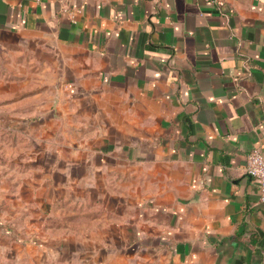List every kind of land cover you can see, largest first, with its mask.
Returning a JSON list of instances; mask_svg holds the SVG:
<instances>
[{"label":"crops","instance_id":"0c3cea01","mask_svg":"<svg viewBox=\"0 0 264 264\" xmlns=\"http://www.w3.org/2000/svg\"><path fill=\"white\" fill-rule=\"evenodd\" d=\"M222 1L0 0L34 264H264V0Z\"/></svg>","mask_w":264,"mask_h":264},{"label":"rangeland","instance_id":"374dc122","mask_svg":"<svg viewBox=\"0 0 264 264\" xmlns=\"http://www.w3.org/2000/svg\"><path fill=\"white\" fill-rule=\"evenodd\" d=\"M10 64L0 54V69ZM3 126L0 124V129ZM14 144L10 131L0 132V264H34L44 258L46 240L41 230L34 232L29 209H19L21 189L14 183L24 166L13 156V146L19 143Z\"/></svg>","mask_w":264,"mask_h":264},{"label":"built area","instance_id":"2783aa9c","mask_svg":"<svg viewBox=\"0 0 264 264\" xmlns=\"http://www.w3.org/2000/svg\"><path fill=\"white\" fill-rule=\"evenodd\" d=\"M211 2L219 7L224 5V1L222 0H211ZM65 11L74 22L76 21L77 14L81 12L80 9L71 11L68 8ZM246 171L251 177L259 181L260 203L264 206V154L260 148H255L249 153L246 162Z\"/></svg>","mask_w":264,"mask_h":264},{"label":"trees","instance_id":"16d2710c","mask_svg":"<svg viewBox=\"0 0 264 264\" xmlns=\"http://www.w3.org/2000/svg\"><path fill=\"white\" fill-rule=\"evenodd\" d=\"M12 234H13V233H12ZM12 234H11V235H12Z\"/></svg>","mask_w":264,"mask_h":264}]
</instances>
